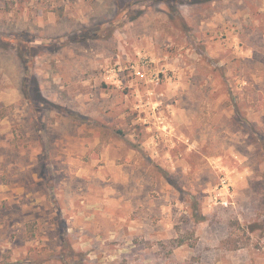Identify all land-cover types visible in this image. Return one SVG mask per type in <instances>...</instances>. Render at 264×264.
<instances>
[{
	"label": "rangeland",
	"instance_id": "obj_1",
	"mask_svg": "<svg viewBox=\"0 0 264 264\" xmlns=\"http://www.w3.org/2000/svg\"><path fill=\"white\" fill-rule=\"evenodd\" d=\"M0 264H264V0H0Z\"/></svg>",
	"mask_w": 264,
	"mask_h": 264
},
{
	"label": "built area",
	"instance_id": "obj_2",
	"mask_svg": "<svg viewBox=\"0 0 264 264\" xmlns=\"http://www.w3.org/2000/svg\"><path fill=\"white\" fill-rule=\"evenodd\" d=\"M223 184H224V186L226 187V186H227V181L224 180V181H223Z\"/></svg>",
	"mask_w": 264,
	"mask_h": 264
},
{
	"label": "trees",
	"instance_id": "obj_3",
	"mask_svg": "<svg viewBox=\"0 0 264 264\" xmlns=\"http://www.w3.org/2000/svg\"><path fill=\"white\" fill-rule=\"evenodd\" d=\"M254 229V228H253Z\"/></svg>",
	"mask_w": 264,
	"mask_h": 264
}]
</instances>
